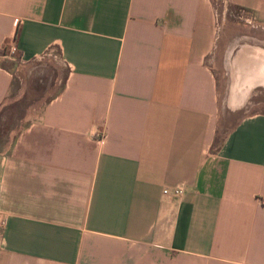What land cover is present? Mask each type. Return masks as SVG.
<instances>
[{"label": "crops", "instance_id": "0c3cea01", "mask_svg": "<svg viewBox=\"0 0 264 264\" xmlns=\"http://www.w3.org/2000/svg\"><path fill=\"white\" fill-rule=\"evenodd\" d=\"M217 4L264 30V0H0V46L65 67L0 151V264H264V46L219 99Z\"/></svg>", "mask_w": 264, "mask_h": 264}, {"label": "rangeland", "instance_id": "374dc122", "mask_svg": "<svg viewBox=\"0 0 264 264\" xmlns=\"http://www.w3.org/2000/svg\"><path fill=\"white\" fill-rule=\"evenodd\" d=\"M219 12L217 34L218 51L212 58V67L217 78L218 98L222 97L227 82V56L233 48L242 41L259 43L264 46V30L258 31L251 23L240 20L234 15L222 14L221 5H214ZM219 32V33H218ZM27 63L19 62L17 58L0 56L3 63L12 74L9 94L0 106V151L11 141V136L20 129L27 120L36 115L43 102L61 85L65 67L57 57H41ZM261 103L248 104L241 114L254 110H264V90ZM219 135V134H218ZM218 138V137H217ZM217 138L211 146L217 147Z\"/></svg>", "mask_w": 264, "mask_h": 264}, {"label": "built area", "instance_id": "2783aa9c", "mask_svg": "<svg viewBox=\"0 0 264 264\" xmlns=\"http://www.w3.org/2000/svg\"><path fill=\"white\" fill-rule=\"evenodd\" d=\"M238 18H240L242 21L253 23V18L250 16H245L241 13H239ZM0 56L7 57V58H17L18 59V50L14 43V40L6 39L3 41V43L0 46ZM104 137V131H95L93 132V138H96L97 140H101ZM173 195H179L182 192L181 185H174L172 189L170 190ZM163 192H167V189H163ZM262 205L264 206V199L261 201ZM3 224V217L0 214V226Z\"/></svg>", "mask_w": 264, "mask_h": 264}, {"label": "trees", "instance_id": "16d2710c", "mask_svg": "<svg viewBox=\"0 0 264 264\" xmlns=\"http://www.w3.org/2000/svg\"><path fill=\"white\" fill-rule=\"evenodd\" d=\"M0 66H4V65L1 64ZM4 67H5V66H4Z\"/></svg>", "mask_w": 264, "mask_h": 264}, {"label": "bare ground", "instance_id": "6f19581e", "mask_svg": "<svg viewBox=\"0 0 264 264\" xmlns=\"http://www.w3.org/2000/svg\"><path fill=\"white\" fill-rule=\"evenodd\" d=\"M237 98V97H236ZM230 100V99H229Z\"/></svg>", "mask_w": 264, "mask_h": 264}]
</instances>
